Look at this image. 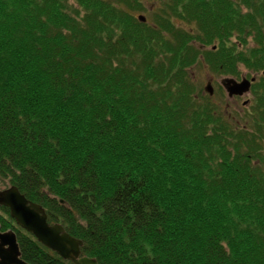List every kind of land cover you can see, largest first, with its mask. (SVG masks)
<instances>
[{
	"label": "trees",
	"instance_id": "16d2710c",
	"mask_svg": "<svg viewBox=\"0 0 264 264\" xmlns=\"http://www.w3.org/2000/svg\"><path fill=\"white\" fill-rule=\"evenodd\" d=\"M151 1L0 0V178L97 264H264V119L233 127L189 74L241 64L264 107V0Z\"/></svg>",
	"mask_w": 264,
	"mask_h": 264
},
{
	"label": "water",
	"instance_id": "95a60500",
	"mask_svg": "<svg viewBox=\"0 0 264 264\" xmlns=\"http://www.w3.org/2000/svg\"><path fill=\"white\" fill-rule=\"evenodd\" d=\"M141 23L146 18L139 15ZM255 78L236 81L224 78L221 82L228 98L243 96L249 92ZM204 91L212 94V87L207 81ZM0 207L8 209L10 218L16 226L24 230L43 247L54 252L64 261L72 264H97L96 260L82 256V241L70 236L60 223L49 224L44 208L25 198L15 186L0 191ZM0 264H29L21 259L16 235L11 230L0 231Z\"/></svg>",
	"mask_w": 264,
	"mask_h": 264
},
{
	"label": "rangeland",
	"instance_id": "374dc122",
	"mask_svg": "<svg viewBox=\"0 0 264 264\" xmlns=\"http://www.w3.org/2000/svg\"><path fill=\"white\" fill-rule=\"evenodd\" d=\"M107 1H111L113 3V0H107ZM142 5H143V8H144V11L139 12V13H135V16H137V15L138 16L139 15L145 16L146 17V21L151 23L152 22V14L155 11H157L156 8L158 7L159 2L158 1H155V2L153 1L152 2L151 0L150 1L142 0ZM174 23L177 24L176 21H174ZM183 28L188 30L187 28H185V26ZM190 43L194 45V42H190ZM189 69H190L189 70V74L191 75V80L193 81V85L195 84V86H196L195 87L196 88V92H201L200 95L202 97H205V96L209 97L204 92V88H205V85H206V82H207L208 78H213V84L212 85L214 86V88L218 89L219 81L222 78L228 77V78L240 79L243 76H246L247 78L252 77V76H256V82H255L256 85L254 87V90H255V88H257V82H258L259 76L261 75L259 73H255L253 71H249V70L245 69V67H243V65H241V64H238V69H237L238 75L237 76H231L229 74L219 73V72L213 70L212 68L204 65V63H202V64H198L197 63V64L193 65L192 67H190ZM252 94H253V98H255L254 92ZM251 95L250 96L249 95L246 96V98L247 99L251 98ZM211 99H212V101H211L212 104L215 105L217 110L222 115H224L223 113H225L224 116L226 117V120L233 127L240 128V127L244 126L246 124V122L248 124H250L249 125V127H250L251 126V123H250L251 120L252 119H254V120L258 119V118H255V117L254 118L252 117V118L248 119L247 117L242 116V112L240 111V109H241L240 107L242 105L241 101L228 100L226 95L224 97H222V96L219 95V93H217L216 96L212 97ZM226 105L230 108L229 111H227L225 109ZM235 109L237 111H235ZM263 150H264V148H263ZM9 186H10L9 182H7L6 180H2L0 178V191L4 190V189H7ZM8 215H9V212H8ZM8 215L5 212L0 210V216L2 218H4L5 220H9L10 216H8ZM6 231H9V229L6 230ZM6 231H4V232H6ZM11 231L14 232L13 230H11ZM14 234H15V232H14Z\"/></svg>",
	"mask_w": 264,
	"mask_h": 264
},
{
	"label": "flooded vegetation",
	"instance_id": "af4514ba",
	"mask_svg": "<svg viewBox=\"0 0 264 264\" xmlns=\"http://www.w3.org/2000/svg\"><path fill=\"white\" fill-rule=\"evenodd\" d=\"M252 77H254V76H252ZM252 77L247 78L246 76H243L240 79L246 78V79L250 80ZM222 80H223V78L219 81L218 89H216L212 85L213 84V78H208V81L210 82L211 87H212V94L208 95L211 101H212L211 98L215 97L217 93H219V95L222 96V97H224L226 95V92H225V90H224V88H223V86L221 84ZM239 80H237V81H239ZM251 88H252V85L250 87V91L248 92V94H245L243 96H234L232 98H227V99L228 100H235V101H241L242 102V105L240 107L241 108L240 111L242 112V116H245L248 119L252 118V117H255V118H258L257 119L258 121H261L262 119H264V107H262V105L260 103H258V104H256V112L257 113L252 111V106H254L253 105V100H255V99H253V94H252L253 92L251 91ZM248 95L249 96L251 95V98L247 99L246 96H248ZM225 109L227 111H229L230 108L226 105ZM235 111H237V110L235 109ZM223 114L225 115V113H223ZM248 126H249V124L246 122V124L244 126H242V128H247Z\"/></svg>",
	"mask_w": 264,
	"mask_h": 264
},
{
	"label": "bare ground",
	"instance_id": "6f19581e",
	"mask_svg": "<svg viewBox=\"0 0 264 264\" xmlns=\"http://www.w3.org/2000/svg\"><path fill=\"white\" fill-rule=\"evenodd\" d=\"M28 200V199H27ZM4 208V207H3Z\"/></svg>",
	"mask_w": 264,
	"mask_h": 264
}]
</instances>
